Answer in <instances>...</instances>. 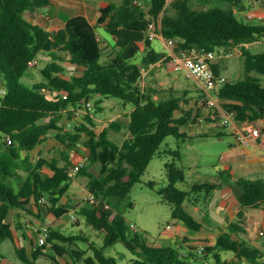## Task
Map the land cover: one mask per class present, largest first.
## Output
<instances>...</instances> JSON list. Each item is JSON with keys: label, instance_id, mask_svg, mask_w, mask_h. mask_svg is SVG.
<instances>
[{"label": "trees", "instance_id": "trees-1", "mask_svg": "<svg viewBox=\"0 0 264 264\" xmlns=\"http://www.w3.org/2000/svg\"><path fill=\"white\" fill-rule=\"evenodd\" d=\"M219 1L226 5H219ZM200 2L209 5L197 8ZM50 4L51 0H0V80L5 84L4 96L0 99V242L15 241L13 223L9 220L14 210L18 215L33 213L32 205L37 216L42 217L47 206L60 218L69 211V206L75 208L63 202L74 180L69 175L72 164L69 155H64L62 163L56 156L41 155L35 159L30 153L53 133L76 151L85 134L89 164L97 163L100 172L94 175L87 165L79 171L89 176V189L96 196L95 202L87 201L89 204L80 207L87 222L105 234L106 245L122 241L134 253L139 252L142 257L133 259L132 264H190L198 246L189 244L190 251L186 252L185 241H177L179 247L158 244L145 231L131 227L119 210L120 203L107 201L109 196L128 198L150 161L161 153L166 137L188 136L183 126L201 115L198 108L184 106L190 102L187 91L183 92L185 95H178L170 88L163 94L155 87L142 86V69L164 61L167 56L153 47L146 29L151 21H161L163 36L173 39L175 50L180 53L193 48L235 52V47L241 46L245 76H227L218 96L221 106L234 112L238 121L255 122L264 120V49L255 51L245 44L264 35V24H252L238 17L237 13L246 9L242 0H123L101 7L95 22L82 14L69 18L63 26L45 27L33 22L36 13ZM98 27L113 36L112 47L105 46L97 33ZM106 50L109 54L104 61ZM142 50L146 54L141 62H135L133 59ZM48 56L51 61L41 69L44 80L29 79L30 85L25 84L30 67ZM67 61L82 67V73L67 74L64 66ZM213 66L217 73L224 74L220 59ZM96 96H113L133 103L127 122L129 136L123 143L113 140L108 128L100 132L95 129L96 121L87 101ZM102 101L100 98L97 102L98 109ZM84 108L88 112L75 126L76 131L63 132L64 113L72 117ZM214 113L219 117L217 109ZM207 119L217 122L211 113ZM110 126L122 129V124L115 120ZM221 134L219 131L218 135ZM172 153L180 158V151ZM166 168L169 182L157 188V192L172 204L173 216L181 225L200 230L202 223L184 208L188 192L176 186L185 180L184 169L176 161L168 162ZM11 179L16 181V186L10 183ZM148 185L154 188L156 181ZM214 186L211 182L200 185L201 188ZM237 187L241 205L238 219L230 221L229 230L222 231L214 244H206V249L213 253L215 264H238L242 259L263 264L261 248L242 233L246 232L247 208H264V178L243 176ZM42 196L47 202L40 201ZM128 205L133 203L129 201ZM78 240L88 241V238L65 234L60 227L50 225L48 241L57 255L69 252L65 244H77ZM89 249L96 251L95 255L84 258L86 263L117 264L114 257L106 256L94 243L87 248L72 249L70 253L75 260H80ZM219 249L232 250L236 256L223 260ZM13 252L19 261L11 264H37L40 255L46 254L40 246L31 257L26 247L18 244L14 245ZM207 256H203L202 264L206 261L210 264ZM6 257L0 250V260Z\"/></svg>", "mask_w": 264, "mask_h": 264}, {"label": "rangeland", "instance_id": "rangeland-1", "mask_svg": "<svg viewBox=\"0 0 264 264\" xmlns=\"http://www.w3.org/2000/svg\"><path fill=\"white\" fill-rule=\"evenodd\" d=\"M263 1L264 0H242L246 9L243 12H238V17L252 24H264V21L257 19L248 20L246 17V12L248 10L259 11ZM217 3L219 5H226V3L220 1ZM207 6L208 3L196 4L197 8H206ZM99 32L104 36V39L106 38L111 44L114 43L111 34L107 32L105 28H100ZM262 39L264 40L263 35ZM153 47L157 51L164 52L165 56L168 54V50L165 52L164 43L159 38L153 40ZM239 47L241 48V46ZM108 54L109 51L106 50L103 57L104 61L108 58ZM145 54L146 50H142L133 60L135 62H141ZM51 59L52 58L49 56L48 58L43 57L37 66L30 67L24 78V83L30 85L28 83L30 80L34 82L44 80L41 69L48 61H51ZM225 61L226 64L223 72L226 76L231 78H241L245 76L242 48L240 50L236 49L234 56L227 58ZM142 86L144 88L155 87L159 90V93L163 94L168 92L170 88L177 91L178 95H183V92L187 91V97L190 102L185 103L184 106L187 108L191 106L195 109L198 108L201 115L195 118V120L191 119L183 126V130L188 133V136L178 138L174 135H169L166 137L160 147L161 153H158L150 161L145 173L142 175L141 181L133 186L128 198L123 200L117 196H109L107 197V201L120 203L119 210L125 216L127 222L130 225H135L137 227L136 229L145 231L149 239L158 244H173L179 247L180 244H177V241L187 240L189 238L188 236H190L192 238L190 244L193 246H199L201 243L211 245L213 243L210 241H203L198 238L204 236L203 232H216V234L219 235V233L224 230L228 231V223L238 219L237 214L241 208L240 202L234 205L230 210L223 205L222 201L229 197L231 198L230 192L233 194V192L235 193L236 191L237 194L239 191L237 182L241 177L264 178V148L256 146L253 143L244 146L237 142L235 136L229 130L223 127H215V123L207 119V113L209 114L210 112L211 117L217 118V121H219L221 119V100H219V104L217 105L207 108L204 107L202 104V90L197 85L196 81L187 77L183 70H175L171 64L170 58L167 56L165 60L160 63L146 66L143 72ZM4 89L5 84L0 80V99L4 96ZM100 98H102L103 101L98 104L101 107V109H98L97 102ZM90 101L91 113L96 121L95 129L97 132L102 131L104 128H108L109 136L118 143H123L129 136L127 122L128 114L134 107L133 103H125L123 100L113 96H96L91 98ZM216 109L220 114L219 117L214 113ZM87 112L88 110L84 108L76 111L72 117L65 112L61 121V125L64 127L63 132L67 131L74 133L76 131L75 126L78 122L84 120L83 115ZM113 120L122 124V129L118 130L111 127L110 124ZM255 124L259 127L263 126L261 122H255ZM219 131L222 132L221 135H218ZM85 140L86 135L83 134L77 144V150L75 151L69 149V147L53 133L46 141L31 151L30 156L35 159L41 155L47 158L56 156L63 163L65 162L64 155H69L73 164V162L84 159L85 156L88 155ZM175 151H180L179 159L172 153ZM257 158L259 160H257ZM86 161L88 170L94 175H100L99 165L97 163L89 164L88 158H86ZM172 161H176L185 171V180L179 181L176 186L188 192L187 199L184 202V208L202 223L200 230H192L181 225L178 219L173 216L172 204L164 201L156 190L168 184L169 180L166 164ZM258 163L263 169L259 172L250 171L251 167L257 166ZM152 180L156 181L154 188L148 185ZM89 181V176L81 174L80 172L74 176V180L70 185L69 198L66 203L76 208L69 206V211L65 213L60 220V224H57L65 234H80L86 236L88 241L78 240L77 244L66 243L65 246L69 248V252L62 256L57 255L52 249V244L48 242L47 245L42 246V249L45 251V249L47 250L48 247L51 246L48 252H54L55 254H53L59 262L48 256V262L41 263L88 264L84 258L89 255H95L96 250H87L80 260H75L70 251L72 249H79V247L87 248V246L92 243H94L96 249L102 248L106 256L114 257L117 264H132L133 259L142 257L139 252L134 253L125 246L122 241L115 242L112 245H106L105 234L98 231L87 222L86 216L80 211V207L84 204H89L87 200H85V195L91 192L89 189ZM206 182L214 183L216 186L201 188L200 185ZM10 183L15 186L17 185L14 179H11ZM129 201L133 203L132 206L128 205ZM45 202H47L46 198ZM73 215L77 216V221L73 220ZM247 216L248 218L244 224L246 232L242 233V235L252 244L261 248V260L264 264V234H260L261 230L264 231V213L262 208L248 207ZM29 219L30 221L25 218V224L28 226L32 224L31 221L33 220L31 216ZM34 233L39 234V230L37 229ZM233 236L237 237V234L233 233ZM174 238L177 240H174ZM12 247L13 242L9 239L0 242V250L2 252L7 248L12 249ZM183 250L189 252L190 247L185 246ZM218 251L223 260H231L236 256V253L232 250L219 249ZM207 257L210 260V264H215L213 253H209ZM203 262L204 257L196 253L195 259L192 260L190 264H202ZM97 264L100 263L97 262ZM238 264L252 263L247 259H242Z\"/></svg>", "mask_w": 264, "mask_h": 264}, {"label": "crops", "instance_id": "crops-1", "mask_svg": "<svg viewBox=\"0 0 264 264\" xmlns=\"http://www.w3.org/2000/svg\"><path fill=\"white\" fill-rule=\"evenodd\" d=\"M111 2L121 3V2H123V0H51V4L48 7L38 11L36 13L35 17L32 18V21L36 22L42 26H45V27H50L52 25L63 26L69 18H71L75 15L82 14V15H85L91 22H95L99 13H100V8L111 3ZM200 3H206V2H200ZM259 12L264 14V1L261 4V7L259 8ZM261 21H264V19ZM100 28H102V27L97 28V33L99 34V37L105 42V46L108 45L109 47H112V44L106 38L104 39L103 38L104 36H102L100 34V32H99ZM112 38H113V36H112ZM159 39H161L162 42L164 43V46H165L164 50H165V52H167V50L169 48L168 44H167V39L166 38H159ZM113 40L115 43L114 38H113ZM245 45L247 47L251 48L252 50H255V51L263 50L264 49V40L262 39V36H261L259 39L255 40L253 42L247 43ZM236 49L240 50L241 48L239 46H237L235 48V50ZM60 54H62V53H60ZM227 58H229V57H226V59ZM224 59L225 58H220V62L222 65L221 66L222 72H223L224 66L226 64V61H225L226 59L225 60ZM64 66L67 69V72H68L67 74H69V75L81 74L83 71L82 67L75 66L68 61L64 63ZM213 122L216 125V121H213ZM255 122H257V123L261 122L263 124V126H262L263 135L259 139L258 142L253 143V144L256 146H261L262 148H264V120H258ZM215 127H217V126H215ZM85 158H87V155L85 156ZM81 160L82 159H80L76 162H79ZM257 160H259V159L257 158ZM76 162H73V163H76ZM261 169H263V168L258 163L257 166L251 167L250 171L259 172ZM247 171H249V170H247ZM231 193L232 192H230L229 194H230L232 199L229 197L228 199H225L224 201H222L223 205H225L230 210L232 209V207L234 205L239 203V200L237 199L236 191H235V193L233 192V194H231ZM68 195H69V193H68ZM67 196L65 197L66 199L65 198L63 199V202L67 201V199L69 198V196L68 197ZM79 203H80V201H79ZM30 208L32 209L33 213H26V214L18 215L17 211L14 210V211H12V215L9 217V220H11L13 223L14 232H15V241L13 242L12 249L7 248L6 250H4V253L6 254L7 257L3 258V261H2L3 264H11L13 261H16V262L19 261V259L14 255V252H13L15 244L16 245L17 244L18 245H24L27 249L28 254L32 257L34 249L41 246V245H39V236H40V231H41L42 226H44V225H49V226L55 225V226H57V224L58 225L60 224V222H61L60 220L65 215L64 214L60 218H57L53 213H51L47 209V206H46L44 211H43L42 217H39V216H37L38 212L34 208V206L30 205ZM262 211L264 213V208H262ZM30 216L32 217L33 220L31 221L32 224L28 226L27 224H25V218H26V220L30 221V219H29ZM37 229L39 230V234L34 233ZM199 232H201V231H199ZM203 234H204V236L199 237L198 238L199 240L208 241V242L210 241L211 243L214 244L218 238V235L216 234V232H213V233L203 232ZM188 237L189 238L187 240L186 239L183 240V241H185V243H183V244L184 245L186 244V246H188L190 244V242L192 241V238L190 236H188ZM174 240H177V239L174 238ZM183 241H179V242H183ZM50 249H51V246L48 247L47 250L45 249L46 255H44V254L40 255V257L38 258L37 264H43L41 262L47 263L48 262L47 257L50 256V258H51L52 257L51 255L55 254L54 252H53L54 254L49 253L48 250H50ZM54 257H55V255H54Z\"/></svg>", "mask_w": 264, "mask_h": 264}, {"label": "built area", "instance_id": "built-area-1", "mask_svg": "<svg viewBox=\"0 0 264 264\" xmlns=\"http://www.w3.org/2000/svg\"><path fill=\"white\" fill-rule=\"evenodd\" d=\"M246 17L248 20H263L264 14L259 11L248 10L246 12ZM146 36L150 40L165 38L162 33L161 21H151L146 29ZM167 44L169 47L167 57H170L173 68L177 71L183 70L186 76L194 79L197 85L201 88L203 94V106L207 108L219 104L220 97L218 96V93L221 86L227 81V76L225 74L217 73L214 69L213 63L217 59L234 56L235 52H225L223 50L220 52L214 50L206 51L193 48L180 53L175 50V42L173 39H167ZM35 62L36 60L31 64H34ZM145 68L146 67L142 69V72L145 71ZM3 92H5V90H3ZM87 106H91L90 100L87 101ZM220 111L221 119L216 122V126L229 130L235 136L238 143L247 146L258 142L262 137L263 129L262 127L257 126L255 122H240L236 119L234 112L227 111L222 106ZM86 164V158L73 163L70 167L69 175L71 177L76 176ZM85 200L93 203L96 201V196L94 193L89 192L85 195ZM40 201L44 202L45 196H42ZM72 218L75 221L78 220L76 215H73ZM131 227L134 229L137 228L133 224H131ZM260 234H264V231L261 230ZM49 235L50 226H42L39 236V245H47L49 242ZM196 253L206 257L209 254V251L206 249V244L201 243L198 246ZM0 264H3L2 260H0ZM206 264H209V262L206 261Z\"/></svg>", "mask_w": 264, "mask_h": 264}]
</instances>
